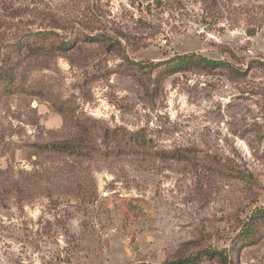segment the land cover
Instances as JSON below:
<instances>
[{"label": "rangeland", "instance_id": "374dc122", "mask_svg": "<svg viewBox=\"0 0 264 264\" xmlns=\"http://www.w3.org/2000/svg\"><path fill=\"white\" fill-rule=\"evenodd\" d=\"M151 3L0 0V264H264V222L236 243L264 210V0ZM185 54L230 67L147 69ZM134 138L239 175L116 150ZM66 140L97 150L40 149Z\"/></svg>", "mask_w": 264, "mask_h": 264}, {"label": "trees", "instance_id": "16d2710c", "mask_svg": "<svg viewBox=\"0 0 264 264\" xmlns=\"http://www.w3.org/2000/svg\"><path fill=\"white\" fill-rule=\"evenodd\" d=\"M197 1V0H190ZM203 4H205L206 9H211L216 7L217 0H199ZM173 4H180V0H152V3L147 6L151 8V5L154 8H163L169 6L170 9L173 7ZM168 7V8H169ZM150 11V9H149ZM148 11V12H149ZM99 40H101L102 44L109 48L112 45V42L108 40L104 36H99ZM118 47L120 48V44ZM68 44H63L62 48L65 50L68 47ZM2 67L0 68V81H4L7 84V88L5 91L7 93L13 94L17 92V88L13 86L14 81V70L10 65V61H7L5 57L2 60ZM191 64L199 65L202 67H207L211 69L219 68V67H230L227 62L217 61L208 59L196 54H185L172 57L168 60L158 62V63H150L147 65V69L149 72H153L155 70H161L170 74L181 73L187 71ZM130 66L132 68H136L138 71L142 68V64L137 62H130ZM144 67V66H143ZM146 67V66H145ZM61 113L63 110L60 108ZM40 149L46 152H53L57 154H63L68 156H91L95 150H97L96 146L93 144H82L78 141L74 140H66L60 142H51L40 146ZM128 150V153H131L133 156L137 158H145L147 155H152L153 157L158 156L161 160L164 159H173V160H182L188 163L191 167H196L197 165L207 170H215L217 172H222L225 174L239 175V172L233 171L231 168L226 167L224 164L220 163L216 158L210 156H197L193 154L192 149H176L172 152H152L149 150V143L142 139H131L125 145L122 143L116 146L117 151ZM241 177V175H240ZM252 223H247L243 226L239 234L237 235V244H246L252 243L255 237L258 235L259 224L264 222V210L260 209L251 214ZM254 221V222H253ZM262 221V222H261ZM204 255L207 257H213L216 255V251L214 250H203L201 253H198L194 256H186L182 258H178L166 264H187V263H195L199 255Z\"/></svg>", "mask_w": 264, "mask_h": 264}]
</instances>
